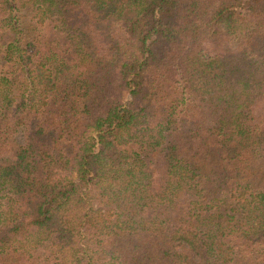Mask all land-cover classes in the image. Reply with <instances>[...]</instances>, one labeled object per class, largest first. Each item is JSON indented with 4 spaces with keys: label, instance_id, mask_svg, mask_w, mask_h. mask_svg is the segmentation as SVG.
Wrapping results in <instances>:
<instances>
[{
    "label": "trees",
    "instance_id": "trees-1",
    "mask_svg": "<svg viewBox=\"0 0 264 264\" xmlns=\"http://www.w3.org/2000/svg\"><path fill=\"white\" fill-rule=\"evenodd\" d=\"M0 264H264V0H0Z\"/></svg>",
    "mask_w": 264,
    "mask_h": 264
}]
</instances>
